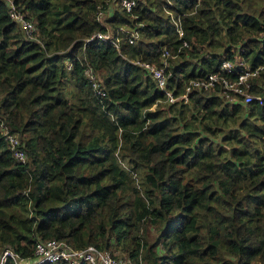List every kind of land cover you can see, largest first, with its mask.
Instances as JSON below:
<instances>
[{
	"label": "trees",
	"instance_id": "1",
	"mask_svg": "<svg viewBox=\"0 0 264 264\" xmlns=\"http://www.w3.org/2000/svg\"><path fill=\"white\" fill-rule=\"evenodd\" d=\"M10 1L36 34L0 0V121L26 153L16 159L0 132V248L29 255L55 237L125 253V264L263 261L264 99L193 89L166 101L132 60L158 64L167 48L176 95L239 54L263 65L249 87L263 92L264 0H114L102 19L110 0Z\"/></svg>",
	"mask_w": 264,
	"mask_h": 264
},
{
	"label": "built area",
	"instance_id": "2",
	"mask_svg": "<svg viewBox=\"0 0 264 264\" xmlns=\"http://www.w3.org/2000/svg\"><path fill=\"white\" fill-rule=\"evenodd\" d=\"M8 2V16L14 19L25 33L33 37L35 32V25L32 19L26 17L24 12L17 9L10 0ZM120 4L128 9L132 0H119ZM98 16L101 10H97ZM178 35L182 30L176 27ZM134 32L130 31L128 40L131 41ZM95 35L101 38H110L111 42L116 45V38L110 37V33L96 31ZM182 45H186L184 39L181 40ZM170 52L167 48H163L160 52V60L158 64L150 61L133 59L147 69V72L155 79L158 88L162 89L166 101H174L176 99L185 100L187 92L193 89H206L217 93L222 99L228 102L240 101L248 102L256 100L262 102L264 99L263 92H252L249 87L254 82L263 65L259 64L250 67L243 61L239 54L234 55L232 58L222 56L217 63V66L212 71H208L203 75L190 77L184 83L183 90L174 95L169 88L164 86L166 73L164 68L168 63V56ZM67 66H69L67 64ZM84 73L90 80L94 91L100 95L104 94V90L100 87L99 80L96 73L90 66L84 68ZM0 132L5 139L8 147L12 151V155L20 160L26 159V153L21 146L18 136L8 130L7 126L0 121ZM7 259L11 260L13 264H40L49 261H64L66 264H81L82 262L88 264H125L114 253L106 248H98L95 245L88 243L80 247H74L69 242L61 238L45 237L38 238L34 241L31 254L24 255L17 252L9 245L0 248V264L4 263ZM252 264H264L262 261H253Z\"/></svg>",
	"mask_w": 264,
	"mask_h": 264
},
{
	"label": "rangeland",
	"instance_id": "3",
	"mask_svg": "<svg viewBox=\"0 0 264 264\" xmlns=\"http://www.w3.org/2000/svg\"><path fill=\"white\" fill-rule=\"evenodd\" d=\"M109 2L110 3L109 4L107 3L106 7L102 8L101 16H100L101 19L104 18L106 15L110 14L112 9L115 6H117V4H116L117 2H115L114 0H110ZM34 33L36 34V31L33 32L32 34L34 35ZM96 76L100 80V78H99L97 73H96ZM144 234H145V236L147 237L148 240H151L153 238L154 234H155L154 227L147 223L146 226H145V229H144ZM113 252L118 258H120L122 260L123 263L127 262V258H126V254L125 253H122V252H119V251H113Z\"/></svg>",
	"mask_w": 264,
	"mask_h": 264
},
{
	"label": "water",
	"instance_id": "4",
	"mask_svg": "<svg viewBox=\"0 0 264 264\" xmlns=\"http://www.w3.org/2000/svg\"><path fill=\"white\" fill-rule=\"evenodd\" d=\"M5 3L8 5V2L7 1H5Z\"/></svg>",
	"mask_w": 264,
	"mask_h": 264
}]
</instances>
